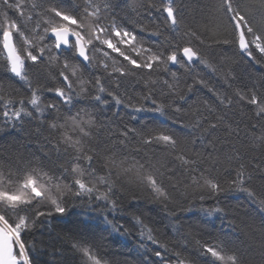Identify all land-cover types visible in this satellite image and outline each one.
I'll return each instance as SVG.
<instances>
[{
    "label": "snow or ice",
    "instance_id": "1",
    "mask_svg": "<svg viewBox=\"0 0 264 264\" xmlns=\"http://www.w3.org/2000/svg\"><path fill=\"white\" fill-rule=\"evenodd\" d=\"M119 2L68 0L64 6L65 0H0V62L11 78L7 84L0 80V131L40 138V146L48 149L43 156H56L46 167L26 155L23 144L14 152L9 149L15 143L0 148V264H34L35 244L27 243L24 234L50 224L54 216L64 217L69 199L81 202L85 216L100 214L119 231L124 225L108 214L122 211L118 194L131 188L161 207L179 238V247L170 246L142 216L132 214L139 247L159 249L154 255L163 264H196L192 252L208 264H248L222 242L182 231L176 220L179 212L192 211L197 199L204 215L226 217L219 203L206 207L205 202L243 193L262 217L259 255L264 264V83L234 86L229 58L217 61L209 51L234 45L264 67V0H219L195 27L183 30L178 0H131L136 17L162 15V23L136 24L159 40L154 46L117 23L113 9ZM63 51L71 56L62 59ZM170 66L183 74L169 72ZM201 66L218 78L219 87L195 71ZM141 84L143 90L134 92ZM197 86L209 97L192 99ZM46 94L52 99L46 100ZM121 108L165 116L171 128L130 126L120 118ZM26 122L35 128L25 131ZM256 151L259 156L250 154ZM138 200L131 196L132 202ZM226 227L251 231L236 214ZM72 248L82 264H111L87 240L73 239Z\"/></svg>",
    "mask_w": 264,
    "mask_h": 264
},
{
    "label": "trees",
    "instance_id": "2",
    "mask_svg": "<svg viewBox=\"0 0 264 264\" xmlns=\"http://www.w3.org/2000/svg\"><path fill=\"white\" fill-rule=\"evenodd\" d=\"M67 2L68 0H65L64 6H67ZM178 2L182 5L181 14L184 22L181 30H183L184 26L195 27L197 22L210 9L217 7L219 4V0H178ZM130 4L131 0H120L119 5L113 9V15L117 23L128 27L130 31L135 29L137 38L143 40L146 46L157 45L159 40L156 37L150 36L147 31H141L136 27V24L140 23L151 26L156 23H162V15L154 13L151 19L143 14L140 17H136V14L129 7ZM10 15L15 17L14 13H10ZM48 42L51 43V41ZM209 51L217 61L222 57L229 58L236 76V80L233 81L234 86L247 85L251 87L254 83H264V80H262V77H264V67L251 63L246 57L240 54L236 46H221ZM112 55L116 56L115 53H112ZM70 56L71 52L69 51H63L61 53L62 59ZM118 59L122 60V58ZM29 68L30 71H34L30 62ZM172 71L181 74L184 72L178 66H170L169 72ZM195 71L203 74L210 85L219 87L220 82L218 78L208 73L202 66L196 68ZM85 74L87 75L88 72L86 71ZM91 74L95 75L96 73L92 72ZM160 75L168 78L163 71H161ZM10 79V75L5 71L4 63L0 62V80H3L7 84ZM127 79L131 81L134 78ZM11 82L16 87H20L15 80H11ZM187 83H192L191 77L188 78ZM49 86H52L51 83ZM197 87L198 91L196 95L192 96V99H196L197 96L203 98L209 97L206 89ZM142 90V84L134 88V92H141ZM25 94L27 93L25 92ZM45 99H52V97L46 94ZM83 106L77 105V107ZM72 111L74 112L76 109L74 108ZM106 111L111 115L110 109H106ZM133 115H136L137 119L132 120ZM48 118L50 119L51 117ZM120 118L125 123H129L130 126L137 128L142 125L145 128L155 127L164 130L171 128V122L167 117L155 113L135 114L121 108ZM35 126V123L26 122L25 131H29L35 128ZM172 130L178 131L177 129ZM44 134L46 135L47 133L45 132ZM14 143L15 147L9 149V151L14 152L19 148L20 144H23L24 147L21 150L29 157L34 156L42 161L46 167H51V161L56 159L55 154L50 159L43 156L42 153L48 151V149L40 146L43 143L40 138H29L24 133H16L15 131H9L7 133L0 131V148H8L10 144ZM250 154L259 156L260 152L256 151ZM140 155L142 156L143 153ZM8 162H10L9 158L5 155V164ZM133 194L139 198L137 202L131 201ZM118 195L122 202V211L114 214L109 213L108 219H114L116 223L124 225L119 231H114L112 227L105 224L103 216L100 214L92 213L89 216H85L84 213L86 210L79 206L81 202L79 200L69 199L67 201L68 212L64 217L54 216L51 218L50 224L45 222L35 230L24 234L23 239L27 243L35 244L33 254L34 264H82L81 254L72 248L73 239H84L91 242L99 249V254L104 259L109 260L111 264H163L154 255L155 250L159 249H156L151 244L148 245V248L151 250L139 247L141 243L138 235L139 228L132 219V214L142 216L145 224L152 227L155 230V234L162 241L169 242L170 246L176 245L179 247V238L173 233L169 220L166 218L161 207L149 203L145 198L147 194L139 189L131 188L126 194ZM189 199H192V197H189ZM217 203L228 212L226 217H221L219 214L211 217L204 215L199 211L200 202L198 199L194 201L192 211L179 212L176 220L182 225V231L190 230L195 238L205 240L209 243L222 242L227 251L235 252L242 256L248 264H260L261 214L256 211L255 207L243 193L229 192L222 194L218 200L206 201L205 206H214ZM103 206L102 203L97 204L98 208ZM184 206H187L186 202ZM233 214L246 220L251 225V231L241 233L232 232L228 229L226 222L233 219ZM125 229L129 231L125 233ZM190 249L191 246L184 254H189ZM191 254L196 259V264H208V261L202 258H196L194 252Z\"/></svg>",
    "mask_w": 264,
    "mask_h": 264
}]
</instances>
